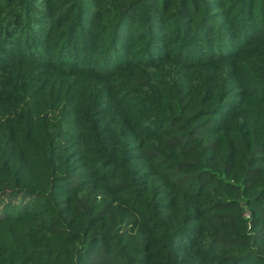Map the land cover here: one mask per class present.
Segmentation results:
<instances>
[{"label": "trees", "instance_id": "obj_1", "mask_svg": "<svg viewBox=\"0 0 264 264\" xmlns=\"http://www.w3.org/2000/svg\"><path fill=\"white\" fill-rule=\"evenodd\" d=\"M0 264H264V0H0Z\"/></svg>", "mask_w": 264, "mask_h": 264}]
</instances>
